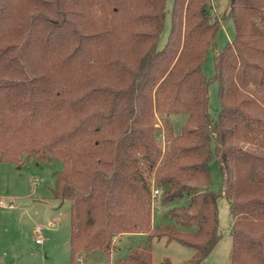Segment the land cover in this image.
<instances>
[{
	"label": "trees",
	"instance_id": "obj_1",
	"mask_svg": "<svg viewBox=\"0 0 264 264\" xmlns=\"http://www.w3.org/2000/svg\"><path fill=\"white\" fill-rule=\"evenodd\" d=\"M230 21L234 38L218 49ZM172 115L186 116L178 131ZM55 160L71 264H155L150 245L118 254L137 235L202 264L220 240L221 198L230 264H264V0H228L217 18L210 0H0V161Z\"/></svg>",
	"mask_w": 264,
	"mask_h": 264
},
{
	"label": "rangeland",
	"instance_id": "obj_2",
	"mask_svg": "<svg viewBox=\"0 0 264 264\" xmlns=\"http://www.w3.org/2000/svg\"><path fill=\"white\" fill-rule=\"evenodd\" d=\"M228 5V0H210L214 17L221 16ZM170 29V17L162 34L161 44L165 43ZM235 35L233 23L222 25L217 36V47L222 49ZM214 53L209 52L203 65L207 78L214 74ZM210 113L216 116L220 110L218 86L212 84L209 89ZM186 116L172 115L169 120L174 128L182 125ZM163 121L158 123L163 126ZM63 168V163L55 160L52 163L36 164L27 162L15 165L0 161V200L9 203L13 199L17 208L12 211L0 209V264H71L70 203L65 202L59 209L60 202L55 201L51 190L56 185V173ZM213 186L211 190H220L221 175L215 160L210 163ZM56 203V205H55ZM166 208H156L154 223L166 224ZM220 240L211 254L202 264H230L233 239L231 235L232 218L230 203L221 198L218 203ZM37 227L42 231H36ZM42 244H36L37 239ZM117 244L121 247L118 254H126L127 248L150 245L155 264L169 259L172 264H189L193 251L176 242L166 239L150 241L147 237H121Z\"/></svg>",
	"mask_w": 264,
	"mask_h": 264
},
{
	"label": "built area",
	"instance_id": "obj_3",
	"mask_svg": "<svg viewBox=\"0 0 264 264\" xmlns=\"http://www.w3.org/2000/svg\"><path fill=\"white\" fill-rule=\"evenodd\" d=\"M157 194V192L155 193ZM15 205L13 203H5L4 201L0 200V209H14ZM40 228L38 227L37 230ZM38 243H41V239L37 241Z\"/></svg>",
	"mask_w": 264,
	"mask_h": 264
},
{
	"label": "crops",
	"instance_id": "obj_4",
	"mask_svg": "<svg viewBox=\"0 0 264 264\" xmlns=\"http://www.w3.org/2000/svg\"><path fill=\"white\" fill-rule=\"evenodd\" d=\"M55 201H56V200H55ZM9 203H13V204L15 205L13 199H11V200L9 201ZM55 205H56V203H55ZM61 206H62V205L59 204V206L57 207V209H59ZM16 208H17V206L15 205V208H14V209H3V210L12 211V210H15ZM37 228H38V227H37ZM36 231L39 233L40 231H42V229H41V228H40L39 230L36 229ZM39 239H40V238H39ZM39 239L36 240V244H38V245L43 243L42 241H41V243H38L37 241H38ZM41 240H42V239H41Z\"/></svg>",
	"mask_w": 264,
	"mask_h": 264
}]
</instances>
